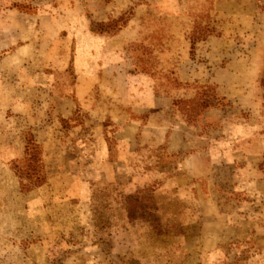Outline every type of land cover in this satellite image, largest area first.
I'll list each match as a JSON object with an SVG mask.
<instances>
[{"label":"rangeland","instance_id":"1","mask_svg":"<svg viewBox=\"0 0 264 264\" xmlns=\"http://www.w3.org/2000/svg\"><path fill=\"white\" fill-rule=\"evenodd\" d=\"M0 264H264V0H0Z\"/></svg>","mask_w":264,"mask_h":264},{"label":"trees","instance_id":"2","mask_svg":"<svg viewBox=\"0 0 264 264\" xmlns=\"http://www.w3.org/2000/svg\"><path fill=\"white\" fill-rule=\"evenodd\" d=\"M128 19H129V16H126V17H122L117 23H119V27L122 28L123 26L126 25V23L128 22ZM94 24V27L92 28V31L96 32V33H104V32H108L111 29V26H114V24H108V25H104V24H96V23H93ZM104 28V29H101ZM100 28V29H99ZM114 30V29H113ZM31 146L29 147V149L31 150V154H30V164H33L35 163L37 160H38V145L35 144V143H30ZM28 149V150H29ZM28 179L30 180V182L33 184V185H38L40 183V179L39 177H28Z\"/></svg>","mask_w":264,"mask_h":264}]
</instances>
